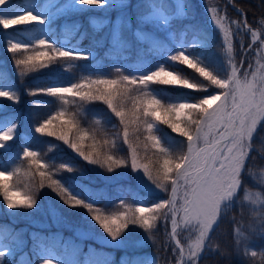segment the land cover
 I'll return each mask as SVG.
<instances>
[{"label": "trees", "instance_id": "16d2710c", "mask_svg": "<svg viewBox=\"0 0 264 264\" xmlns=\"http://www.w3.org/2000/svg\"><path fill=\"white\" fill-rule=\"evenodd\" d=\"M44 1L37 0L34 5L36 11L41 9ZM69 1L52 0L51 4L55 2L56 7L58 5L66 6ZM112 1L116 2L117 0ZM151 1L157 2L158 0H125L126 3H121L125 4V14L129 13L133 28L127 33L125 27H123L122 33L123 43L127 44L128 48L132 50L130 62L140 60L145 62L147 66H152L153 60L158 58L164 60L167 64L179 67L191 81L199 85L208 84L192 70L172 61L170 57L175 54L165 55L162 51L151 56L144 54L143 48L146 41L135 34L134 27L145 22L148 23L147 27L152 28L156 35L167 37V39L179 37L181 34H184L187 40L191 37L198 38L194 46L201 50L202 54L197 55V60L213 74L220 75L229 67L225 38L220 29L211 23L209 12L205 6L206 1H212L213 4L216 3L224 11V14H227L230 21L241 19L240 13L227 0H181L182 11H178V6L176 3L174 4L176 0H163L162 5L169 15L163 30H159L154 25V21L148 18V11L152 9ZM24 4H26V0H11L9 4L4 6V11L19 10ZM111 4L109 2L103 8L89 7L67 12L59 15L51 24L56 23L55 29L58 32L61 26L65 24L64 21L73 22L74 27L71 33L73 43L96 50L100 49L102 53L112 48L111 23L119 8L113 6L114 3ZM233 4L247 12L249 23L256 26L260 35L264 36V26L258 24L261 14H264V0H234ZM39 30L36 23L27 27L18 26L15 29H9L7 34L0 29V58H4V62L0 63V77L12 84L9 90L18 96V103L0 99V118H2L4 110L8 109L5 107L12 105L21 110V117L18 122L19 125L23 123L25 129L24 137H16V141L20 138V143L17 141L14 144V154L10 153V146L15 142V139L9 141L10 146L0 148V158L7 162L12 171L19 170L11 178L10 183L21 191H24L25 185H27L32 190L36 201L32 208L9 209L5 206L2 196H0V227L8 232L16 233L17 240L27 243L26 247L31 257L35 255L32 250L34 237L29 236L30 229L34 231L35 238H39L57 249H60L61 243L65 241L69 253L79 261L82 255L87 252L91 264H99L103 261L105 264H118L120 256L125 257L130 264H142L149 256L156 258V263L153 264H175L179 250L173 251L175 244L169 235V221L164 219L166 210L157 213L158 218L153 221V227L149 230L143 229L138 224H130L117 237L123 240L124 243L114 244L93 237V235H96V237L102 239L110 236L103 232L99 225L92 220L85 208H73L66 205L51 188L47 187V180L44 181L45 187H39L41 178L36 166L30 165L29 161L23 158L25 148L37 153V159L46 165L44 170L53 179H56L68 193L85 203L93 205L94 208L105 214L114 215L125 212L131 215L137 207L152 208L156 203L163 201L158 197L159 195L166 196L169 189V186H166L167 191L158 188L147 191L137 183L136 171L130 166L128 145L124 144L119 136L122 131L119 120L104 102L97 100L84 102L79 98H75L74 102L65 104L61 99L55 100L54 97L49 95L28 94L30 90L40 89L50 81L67 79V76H71V70H81L85 74V69L92 67L95 62V59L89 58L60 60L50 64L47 68L38 69L23 76L19 75V70L14 64V59L18 57L14 58L7 49L3 48V45L7 44V39L27 38V34L37 35ZM249 42V36L243 31H241V35L233 38L232 58L234 62H238L240 59L241 44L246 47ZM254 51L255 49L248 53L244 67L251 63L255 70L257 64L258 66L264 64V54L261 58L256 56ZM119 87L123 89L126 85L122 82ZM26 89L29 91L26 92ZM146 91L151 94L158 91L160 94L159 99L166 104L171 103L168 96L173 98L184 96L197 98L203 92L191 89L179 90L177 87L158 84L149 85ZM133 94H141V89L137 88ZM59 110H65L69 115H74L79 127L87 131L101 144L105 139L109 140L110 143L105 150L115 158L127 162L108 171L107 167L84 160L68 144L56 139V137L36 133L35 127L47 116ZM153 123L155 133L161 137L162 143L170 148L174 155H179L182 150H186L184 137H181L178 133H173L166 124H162L158 120H153ZM261 134L262 132H259V129L254 134L252 141L254 146L250 150L245 170L253 167L254 163H257L258 169L264 167V149L261 148L260 151L258 149L260 148L259 142H256ZM21 142L23 145H21ZM130 142L134 146L137 143L140 145L138 162L148 163L151 160L154 163L157 160L158 157L153 149H144L143 132L140 134L139 141L136 140L135 135H131ZM90 143H92L91 140L86 141V144ZM150 168H152L151 164ZM242 180V186L246 184V181H252L245 171ZM138 198L142 199V203H134V200ZM233 202H236V198L225 203L218 227L211 234V239L200 255L198 264L249 263L239 245L235 246L234 236L236 226L243 235L249 233L248 223L250 217L242 207L233 205ZM49 209L55 212L56 217H52L51 214L45 216ZM239 216H241V220L236 225L233 217ZM38 220H41L42 223L40 224ZM75 228L84 231L85 234L83 236L77 234ZM182 232H184L183 235ZM178 235L181 242L187 245L188 240L185 236V230L180 229ZM243 235L240 236V242ZM137 240H144V242L142 241V244L140 242L136 243ZM185 253H187V247H185ZM14 260V256H8L4 263L13 264ZM184 260L185 264H190L187 261V256ZM35 264L37 263L35 262Z\"/></svg>", "mask_w": 264, "mask_h": 264}, {"label": "snow or ice", "instance_id": "6c2138e0", "mask_svg": "<svg viewBox=\"0 0 264 264\" xmlns=\"http://www.w3.org/2000/svg\"><path fill=\"white\" fill-rule=\"evenodd\" d=\"M10 2L11 0H0V29L5 34L9 29L18 26L44 23L41 17L31 11L19 9L5 12L4 6ZM78 2L82 5L101 6L104 0ZM227 2L233 4L234 0ZM26 3L29 4L30 0H26ZM209 11L212 13L213 22L224 34L228 52L229 71L223 78L217 77L181 51L170 59L198 74L208 82L207 85H199L175 71L160 66L139 78L123 76L122 81L126 85L123 89L119 87L121 82L117 80L90 79L70 86H52L28 92L29 95L45 94L58 97L65 104L68 103L69 96L84 102L93 100L104 102L119 120L122 129L119 136L123 143L128 145L131 168L134 171L142 170L144 176L158 189L167 191L166 186H170L171 193L167 200L156 203L152 208L137 207L131 215L125 212L105 214L68 193L44 170L46 165L37 159V153L25 148L23 158L27 159L30 165L36 166L41 178L39 187H45L44 181L47 180V187L51 188L66 205L85 208L92 220L112 239H116L130 224H138L145 230L151 229L153 221L158 218L157 213L166 210L164 219L171 221L170 236L175 242L173 251L179 250L180 259L177 260V264H185V256L190 264H198L211 234L218 227L225 203L233 199L240 190L257 125L264 121V76L258 78L257 70L253 69L251 63H248L247 68L244 67L249 52L255 49L259 55L264 51V36L260 35L256 26L249 23L247 12L240 8H237V11L240 12L241 19L230 21L227 27L226 13L221 14V11L218 12L215 8ZM233 24L243 32L251 34V42L247 47L241 44L238 62H234L232 58ZM258 24L264 26V14H261ZM7 51L14 58L18 57L14 59V64L21 76L47 68L60 60L87 59L86 56L71 51L53 48L44 39L36 41L32 46L7 39ZM259 69L264 70V64H260ZM151 84L182 87L194 91H207L208 86H214L219 92L191 103L166 104L146 91ZM137 88L141 89V94L134 95ZM0 99L18 103V96L6 87H0ZM153 120L166 124L173 133L184 137L186 150L174 155L155 133ZM15 128L16 125L13 123L0 130V148H4L14 139ZM35 131L56 137L68 144L84 160L107 167L108 171L127 162L109 154L105 150L110 143L109 140L105 139L101 144L87 131L82 130L75 116L69 115L65 110L47 116L35 127ZM141 132L144 149H153L158 157L154 163L151 160L148 163L138 162L140 145L137 143L134 146L130 142V136L135 135L139 141ZM89 140L92 143L86 144ZM18 171L0 169V196L9 209L32 208L36 202L32 190L25 185V190L21 191L10 183ZM233 219L237 225L241 216ZM178 229L188 231L187 245L178 238ZM241 235L243 234L236 226L235 246L239 245ZM249 254L252 257L257 255L255 251L245 249L244 255ZM43 264H51V261L44 260Z\"/></svg>", "mask_w": 264, "mask_h": 264}, {"label": "rangeland", "instance_id": "374dc122", "mask_svg": "<svg viewBox=\"0 0 264 264\" xmlns=\"http://www.w3.org/2000/svg\"><path fill=\"white\" fill-rule=\"evenodd\" d=\"M46 3L51 1V0H45ZM106 0H104L105 2ZM36 0H30V5H34ZM104 2L102 5H104ZM179 7L178 10L182 11L183 7L180 2H177ZM205 6L208 9L215 8L217 11H221V14H224V11L221 10L218 5L212 1H206ZM116 4H119L117 2ZM152 4V3H151ZM47 5V4H46ZM101 5V6H102ZM89 7L88 5H82L78 2V0H74L70 6L66 8H58L56 11L54 9L51 10V8H43L40 11H38L35 15L41 17L44 20L43 24H40L43 29V33L45 36H43L42 39L46 40L47 42H51L53 44V48L59 49V50H66V51H71L73 53H80L88 58H95L98 56V52L96 50L90 49V48H85V47H79V46H74L70 42V36L69 35H63L60 38L59 43H56L55 37L52 36L51 32L49 31V26L48 24L51 23V21L54 19L56 15H59L61 13L67 12L72 9H77V8H85ZM33 10L31 9V12ZM34 13V11H33ZM148 15H153L151 19L155 21V25H158L159 27H162L164 23L166 22V13L165 12H158L156 8L151 9L148 11ZM209 17L213 25L216 26V24L213 22V16L212 13L209 11ZM123 15L119 14L117 18L114 21V26H113V32L115 35V42L119 46L120 44L123 45V41L121 36V28H122V21H123ZM230 19H228L225 22L226 27L229 25ZM127 24V30L131 28L130 25V20H126ZM72 27V24L68 22V25L66 27L65 32L68 33L70 28ZM217 27V26H216ZM136 29V28H135ZM231 29L233 31L234 37H238L241 35L240 29L236 28V25H231ZM136 33L141 37V39L146 40V44L144 47V52L145 54H154L158 53L159 51H163L166 55H170L173 53H178V52H184L185 55L189 56L191 59H193L195 62H197L199 65L204 67L199 61L197 60V55L202 54L201 50L195 49L192 44L188 42H195L197 41L196 37H192L191 39L187 40L185 39L184 36H180L179 38H174L171 40H168L167 38H161L158 35H156L153 32L152 28H147V27H142L140 29H136ZM224 36V34H223ZM121 43H120V41ZM14 42L24 44L26 42H20V40H13ZM38 40H32L30 42V46L34 45L35 42ZM120 45L121 49V54L120 50L116 51H110L108 54H106L105 58L100 59L99 61L96 62V66L90 70V73L83 78H79L80 81H87L90 79H113V80H122L123 76H145L148 73L155 71L157 68L160 66L165 67L168 70L175 71L182 76L183 73L176 67H173L169 64H164L162 63H155L154 66L151 67H145L146 64L141 62L140 60H134V62H129L126 61L125 59L127 57H130V52L132 50L128 47H123ZM256 56H260L261 58L263 57L264 51H261L259 55H257L256 51H254ZM159 60V59H154V61ZM248 65V64H247ZM206 68V67H205ZM247 68V66L245 67ZM208 71H210L208 68H206ZM257 70V76L258 78L260 76H264V70H260L259 66L257 64L256 69ZM229 71V67H227L224 72L220 75H216L219 78H223L227 75ZM211 72V71H210ZM76 74L73 76L75 77ZM185 77V76H184ZM129 78V77H128ZM187 78V77H186ZM75 78H71L67 81L64 82H52L47 85V87H52V86H70L73 83H77ZM0 87H6L9 88L10 85L5 83L2 79H0ZM179 90L186 89L182 87H177ZM219 89H216L214 86H208L207 91H204L199 98L192 99L189 97H181V98H170V100L176 104V103H181V102H195L198 101L200 98L218 93ZM156 96V94H154ZM68 100H74L70 96L67 98ZM19 114V113H18ZM17 117V113L7 114L4 118L3 121L0 122V130H2L3 127L5 126H10L11 124H15V119ZM259 129V132H262V134L258 137L259 143H260V151L261 148L264 149V121L259 123L257 125V130ZM256 130V131H257ZM17 142V141H16ZM14 145L12 144L11 146V151L10 153L13 155L14 154ZM0 169H7L8 171H11V169L8 167L7 163L4 161L0 160ZM136 175H137V183L145 190L150 191V190H155L157 189L155 185L147 179L146 176H144L142 170H136ZM246 175H249L253 180L252 181H246L245 187L242 189L240 195H239V200L236 202H233V205H236L238 207H242L244 212H249L251 213L252 218L254 219V222L251 223L248 226V231L251 235H246L243 236V243L241 244V247L243 249V253L245 249H249L250 251H255L257 255L255 257H252L250 254L247 255V259H252V262H249L248 264H254V261L257 260H262L264 264V224L262 225L259 221H261L262 218L264 217V167L253 171L250 173V171L246 172ZM247 197V199H244V197ZM234 199V198H233ZM231 199V200H233ZM231 200L227 201L230 202ZM53 214V212H52ZM54 215V214H53ZM259 219V221L257 220ZM264 222V220H262ZM40 224L42 223L41 220H38ZM258 223V224H257ZM180 231V229L177 230V233ZM75 232L77 234H85L83 231H80L79 229L75 228ZM184 232H182L183 235ZM257 234L262 235V237H258ZM185 236L187 240L189 239V234L188 231L185 230ZM102 240L114 243V244H123L124 241L117 238L112 239L111 237H103ZM144 242V240H142ZM142 241L137 240L136 243L140 242L142 244ZM16 236L14 234H8L4 232L3 230H0V263L3 261L4 257L8 255L9 253H12V249L16 247ZM36 245L33 246L34 252L36 255V261H34L33 257H29V251L27 249H23L21 252H18L16 254V259H15V264H34L35 262H38L39 264H43L44 260H50L51 264H80L77 262L75 259L72 258L71 255L67 254L65 251L67 248L66 242H63L61 245V251H58L54 249L50 245H45L43 242L37 240L35 242ZM134 244V241H133ZM26 245V244H25ZM24 245V246H25ZM85 258H83L81 264H89L87 255H84ZM179 259V255L177 257V260ZM177 260L175 264L177 263ZM155 260L153 258H149L145 264H151ZM121 264H128L125 258L120 259ZM190 263V262H189ZM105 264V263H102Z\"/></svg>", "mask_w": 264, "mask_h": 264}]
</instances>
